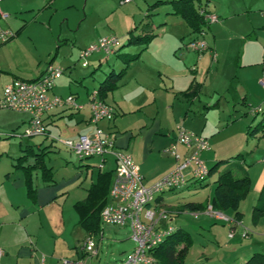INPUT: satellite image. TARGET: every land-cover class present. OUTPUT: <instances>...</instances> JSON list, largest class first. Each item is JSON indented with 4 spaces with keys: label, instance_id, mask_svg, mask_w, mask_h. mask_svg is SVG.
<instances>
[{
    "label": "crops",
    "instance_id": "0c3cea01",
    "mask_svg": "<svg viewBox=\"0 0 264 264\" xmlns=\"http://www.w3.org/2000/svg\"><path fill=\"white\" fill-rule=\"evenodd\" d=\"M123 1L119 0V4L131 2ZM156 1L151 4L152 7H155ZM160 1L166 14L186 24L179 14L174 13L175 0ZM54 3L55 0L0 1L1 9L9 14L6 20H0V27L13 32L20 30L14 39L0 43V98L6 83L16 78L35 79L42 74L47 63H60L58 51L51 57V51H48L37 56L29 66H21L14 62V53L10 52L29 26H39L37 18L48 12ZM192 3L198 9L204 6L219 18L217 22L204 23L200 27L206 30L208 49L199 54L184 45V38L189 36L190 40L198 31H193L187 24L185 28L160 27V32H155L153 26H141L143 32L140 33H136L137 27L133 26L127 31L126 43L132 35L154 34V37L143 50V45H138L133 51H141L140 57L129 64L117 86L105 98V102L114 109V117L100 120L96 126L111 135L117 149L131 155L147 185L153 184L174 167V158L164 150L175 141L177 126H183L208 140L209 148L200 154L208 168L219 160L229 159L231 163L236 160L234 157L237 154H242L241 159L236 160L234 173H247L251 189L239 204V219L234 217L235 211H229L231 209L224 212L232 219L228 222L227 238L233 239L240 228L244 231L243 237L249 240L243 252L245 257L240 259L244 264L253 253H264V212L255 219L252 217L253 207L258 203L264 186V127L259 124L264 120V89L259 83L264 77V0H192ZM66 6L72 7L73 4ZM83 11V19H76L78 26L89 16L85 7ZM93 11L97 13L96 9ZM65 20L66 26L73 24L68 14ZM51 21L48 26H52ZM167 30L171 34L164 38ZM101 36L105 35L100 34L81 43L76 51L77 60L80 50ZM181 44L186 47L183 46L177 53ZM122 46L119 41L114 55L123 57L127 53L133 54L118 51ZM95 63L96 67H101L99 58ZM67 66L71 68L69 64ZM123 66L124 61L120 69ZM192 66L195 69L192 70ZM111 70L114 69L102 71L97 77V85H92L91 89L97 90L99 82ZM70 74L72 70L64 68L52 93L60 96L73 94L82 108L61 106L45 115L47 131L58 138H76L79 134L92 132L95 127L90 123L89 95L92 90L85 83L84 74ZM19 113L22 114L19 126L24 128L29 115ZM259 113L260 120H249V114L254 118ZM255 126L254 133L248 132L250 127L253 129ZM42 137L43 140L48 138ZM48 140L49 144L53 143L50 138ZM178 151L182 156L190 153L182 145H178ZM98 162V157L76 161L72 167L65 166L59 174L57 171L53 173L51 168V180H45L40 169H34L31 172L34 192L31 195L27 191L23 166L33 163V159L27 163L18 160L14 164L21 169L20 173L11 174L9 168L0 169V248L3 252L0 264L83 263L87 255L83 242L92 232L85 231L78 223L75 203L86 198L88 188L100 171L112 170L110 186L114 179L113 157L106 156L102 169L97 167ZM215 177L214 174L207 179L214 181ZM194 181L190 179L179 189L164 191L157 197L156 207L167 210L171 220L172 213L185 209H175L167 200L169 193L189 189L196 185ZM212 194L213 191L211 197ZM190 201L209 205L211 199ZM194 213L199 215V225L214 219L221 220L210 216L206 209ZM231 233L232 236H229ZM101 234L102 231L100 237ZM203 260L214 262L208 256L198 258V261Z\"/></svg>",
    "mask_w": 264,
    "mask_h": 264
},
{
    "label": "rangeland",
    "instance_id": "374dc122",
    "mask_svg": "<svg viewBox=\"0 0 264 264\" xmlns=\"http://www.w3.org/2000/svg\"><path fill=\"white\" fill-rule=\"evenodd\" d=\"M154 1L131 0L129 3L120 5L119 0H55L51 9L37 18L36 22L39 26H29V29L22 35L19 42L11 48L10 52L14 53L16 64L29 66L30 62L35 61L37 56L51 51V57L58 51L59 56L57 55V57L60 63L57 65L66 68V70H72L70 75L84 74V81L91 91L92 85H97V77L102 74V71L110 69L118 71L120 69L123 57L114 54L106 56L103 52H96L88 58L89 66L82 67L79 58L77 60L76 51L85 40L95 39L100 34L115 35L123 44L118 51L133 53L137 50L138 44L129 46L125 44L127 34H129L127 31L133 26L137 27L136 33L143 32L141 26H153L155 32H160V27L164 26H187L181 19L171 18L169 14H166V9L162 4L152 7L151 4ZM67 4H73V6H66ZM84 7L89 16L81 26H78L79 22L76 19L77 17L80 20L83 19ZM93 9H96L97 13ZM67 14L69 18L73 19L71 26L65 24ZM50 19L52 26H48ZM168 30L164 38L170 36L171 32ZM151 31L153 29L145 30V32ZM188 37L184 38V45L187 43ZM184 45L181 44L177 53ZM98 58L102 62L100 68L96 67L97 62L95 63ZM68 64L71 68L67 66ZM65 77L68 76L65 75ZM21 115L18 111L0 107L1 170L9 168L11 174L20 173L21 169L14 164L18 161L19 156L27 154V147L31 148L32 152L28 159L23 160V162H30L35 157L34 154L44 150L46 152L44 161L47 166L53 169V173L57 171L59 174L65 166L72 167L76 161H81L59 141L68 138L67 136L57 137L59 140L52 144H49L48 138L43 140L42 136L18 137L16 132L23 130L22 126H19ZM248 118L251 122V119H256L255 122H257L260 120L261 114H256L254 118L252 114H249ZM194 182L196 185L189 189L183 188L177 193H169L167 200L172 203L175 209H181L182 204L186 201L211 199V191L214 188L212 179ZM222 213L230 217L228 213ZM198 216L183 210L172 213L171 220L169 218L166 222H162L190 232L192 241L185 258V264L197 262L200 256L211 257L214 262L221 264H241L240 259L245 257L243 252L246 251L249 243V240L243 237L244 231L239 228L234 233L235 237L229 239L227 238L228 222L214 219L199 225ZM100 231L103 232L101 237ZM98 232H92L96 241L97 254L86 255L84 264H122L136 247L135 242L130 237L127 225L100 223Z\"/></svg>",
    "mask_w": 264,
    "mask_h": 264
},
{
    "label": "built area",
    "instance_id": "2783aa9c",
    "mask_svg": "<svg viewBox=\"0 0 264 264\" xmlns=\"http://www.w3.org/2000/svg\"><path fill=\"white\" fill-rule=\"evenodd\" d=\"M1 1V0H0ZM130 0H124L127 2ZM199 15L205 24L217 22L216 14L206 10L204 6L198 9ZM9 17L0 7V20ZM205 28L196 32V36L187 41L186 46L197 53L208 49L205 40ZM14 36L10 29L0 27V43H5ZM119 39L115 35H105L83 48L79 52V60L83 67L89 63L88 58L95 52H103L106 56L116 52ZM191 69H195L192 66ZM64 68L52 62L47 63L42 74L35 79L16 78L3 86L0 98V107L9 108L18 112H25L29 119L21 132H16L18 137L45 136L51 141L59 140L47 131L45 115L56 107L65 106L71 109H81L73 94L60 96L52 93L56 80L62 76ZM264 89V77L259 80ZM91 109L90 123L97 125L100 120H111L114 117L113 107L101 100L97 90L89 95ZM261 111V108H258ZM79 160L98 157L97 167L105 166L106 156L110 155L115 161L114 179L109 188L108 201L101 208L100 223L127 225L130 237L136 247L122 264H160L152 255L151 249L158 246L175 227L162 223L169 220L166 210L156 207V199L164 191L179 189L190 179H202L207 176L208 167L201 159L200 154L209 148L208 140L183 126H177L175 141L165 148V152L172 156L175 165L170 172L153 184H145L136 163L130 154L117 149L111 135L100 127H94L90 133L79 134L76 138L59 140ZM178 145L190 150L189 155L182 156ZM210 216L231 222L232 219L220 211L206 207ZM196 216V214L194 213ZM102 235V234H101ZM232 236V233L229 234ZM83 249L87 255H96L97 247L93 233L87 235L83 242ZM3 252L0 248V259ZM75 264H83L77 262Z\"/></svg>",
    "mask_w": 264,
    "mask_h": 264
},
{
    "label": "trees",
    "instance_id": "16d2710c",
    "mask_svg": "<svg viewBox=\"0 0 264 264\" xmlns=\"http://www.w3.org/2000/svg\"><path fill=\"white\" fill-rule=\"evenodd\" d=\"M161 3L160 0L155 2V5ZM174 13L179 14L186 22V24L193 30L197 31L205 23L203 18L199 15L198 8L192 3V0H175L173 1ZM20 30L14 32V36L10 39H14ZM154 37V34H138L129 37L126 45H143L144 47ZM8 40V41H10ZM7 41V42H8ZM141 51L133 54H124L123 61L124 66L118 70L109 71L104 79L99 82L97 93L101 100L105 101L108 93L111 92L118 84L119 80L125 74L129 64L140 57ZM264 113V111H263ZM263 121L259 123L264 127ZM256 126L248 130L250 133H254ZM27 154L22 155L18 160H26L30 153L31 148H26ZM45 151L42 150L39 153L34 154L33 163L23 166L25 174V182L27 186L28 194L34 192L31 182V172L34 169H40L41 175L45 180H51V167L47 166L44 161ZM242 154H237L234 159H241ZM233 161L231 163L229 159L219 160L208 168L207 176L202 179H195V181H203L212 175H216L213 183L215 184L211 201L212 209L215 211L224 212L226 210H234L235 218L239 219L241 214L238 211V207L242 199H244L249 191L250 179L247 173L237 175L234 173L237 163ZM222 164H226L223 168H220ZM112 170L99 172L96 180L87 190V196L84 200L75 203V208L79 214L78 223L87 232H97L100 225L99 213L101 208L107 201L109 187L111 183ZM208 205V204H207ZM207 205L187 201L182 205V209L197 212L206 209ZM264 212V186L261 190L258 203L254 205L252 210V217L255 219ZM191 235L188 231L182 228H176L168 235L158 246L151 249L152 255L160 264H185V258L191 244ZM191 264H221L217 262H210L208 260L197 261ZM244 264H264V253H253Z\"/></svg>",
    "mask_w": 264,
    "mask_h": 264
}]
</instances>
